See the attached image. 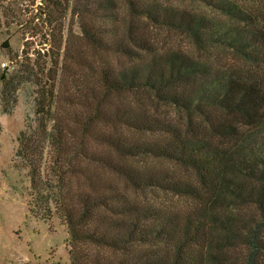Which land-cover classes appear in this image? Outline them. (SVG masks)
Returning <instances> with one entry per match:
<instances>
[{
    "label": "trees",
    "instance_id": "16d2710c",
    "mask_svg": "<svg viewBox=\"0 0 264 264\" xmlns=\"http://www.w3.org/2000/svg\"><path fill=\"white\" fill-rule=\"evenodd\" d=\"M39 8L49 52L0 81L39 85L20 152L71 264H264V0ZM70 10L81 32L64 37Z\"/></svg>",
    "mask_w": 264,
    "mask_h": 264
},
{
    "label": "rangeland",
    "instance_id": "374dc122",
    "mask_svg": "<svg viewBox=\"0 0 264 264\" xmlns=\"http://www.w3.org/2000/svg\"><path fill=\"white\" fill-rule=\"evenodd\" d=\"M42 3L43 0H0V75L13 77L24 72L20 71L28 66L24 50H29L27 56L32 63L36 58L35 50L49 52L50 41L57 31L53 25L43 22L46 15L39 8ZM63 23L64 37L71 31L81 32L79 18L71 10ZM34 69L44 83L47 69L38 64H34ZM38 90L39 85L26 81L11 90L0 81V264H71L67 228L58 215L50 219L44 209L36 205L40 203L39 197L32 189L29 169L20 152L23 132L39 137L42 129ZM52 124L53 121L48 120L49 130ZM50 153L48 146L43 166L47 180L53 178ZM46 195L44 193L42 198ZM50 207L52 209L54 204L50 203Z\"/></svg>",
    "mask_w": 264,
    "mask_h": 264
},
{
    "label": "built area",
    "instance_id": "2783aa9c",
    "mask_svg": "<svg viewBox=\"0 0 264 264\" xmlns=\"http://www.w3.org/2000/svg\"><path fill=\"white\" fill-rule=\"evenodd\" d=\"M4 65H5V63H4Z\"/></svg>",
    "mask_w": 264,
    "mask_h": 264
}]
</instances>
